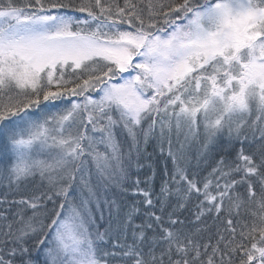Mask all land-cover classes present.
<instances>
[{"label":"snow or ice","instance_id":"snow-or-ice-1","mask_svg":"<svg viewBox=\"0 0 264 264\" xmlns=\"http://www.w3.org/2000/svg\"><path fill=\"white\" fill-rule=\"evenodd\" d=\"M0 264H264V0H0Z\"/></svg>","mask_w":264,"mask_h":264},{"label":"rangeland","instance_id":"rangeland-1","mask_svg":"<svg viewBox=\"0 0 264 264\" xmlns=\"http://www.w3.org/2000/svg\"><path fill=\"white\" fill-rule=\"evenodd\" d=\"M181 139H183V138H181Z\"/></svg>","mask_w":264,"mask_h":264}]
</instances>
